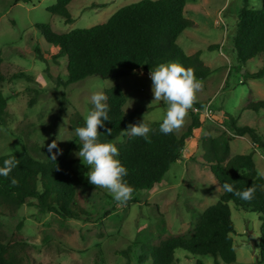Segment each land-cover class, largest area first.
Listing matches in <instances>:
<instances>
[{"label":"rangeland","instance_id":"rangeland-1","mask_svg":"<svg viewBox=\"0 0 264 264\" xmlns=\"http://www.w3.org/2000/svg\"><path fill=\"white\" fill-rule=\"evenodd\" d=\"M13 1L0 0L3 70L10 74L22 71L32 80L18 78L0 86L9 98L5 124L0 125V156L27 150L42 159V155L51 156L48 145L56 140L62 149L59 155L73 160L75 168L86 175L90 169L76 155L81 141L69 119L75 111L85 118L93 108V92L103 91L106 95V90L117 84L127 96L124 110L139 111L132 124L163 121L167 105L154 100L147 73L118 78L93 75L68 86L61 84L59 80L67 79V59L37 29L38 24L48 23L61 33L93 27L141 0H74L70 5L72 23L50 12L57 0L16 5ZM242 4L243 0H187L185 15L194 26L182 33L178 44L188 55L202 50V59L212 69L198 93V102L209 105L210 112L201 116L202 128L195 130V136L187 142L182 161L173 164L154 188L141 190L140 201L133 197L126 204H118L107 189L92 185L77 190V201L95 216L91 221L63 219L29 204L14 213L0 208V228L8 237L17 235L35 247L33 264H138L143 250L138 244L154 248L163 239L187 235L195 226L197 214L220 200L224 190L204 162L203 137L227 131L232 115L239 125L256 127L264 140V111L245 110L250 99L264 100V76L245 77L264 67V54L242 66L233 46ZM251 6L261 8L262 3L251 0ZM211 45L219 47L210 50ZM36 46L42 58L35 53ZM191 112L175 132L177 135L186 132ZM123 137L119 136V142ZM231 146L233 155L252 153L264 177V147L255 144L249 134L235 136ZM230 208L236 228L233 237L237 261L233 264H264L261 215L237 210L232 202ZM176 258V264H223L211 255L195 256L183 250L176 251Z\"/></svg>","mask_w":264,"mask_h":264},{"label":"trees","instance_id":"trees-1","mask_svg":"<svg viewBox=\"0 0 264 264\" xmlns=\"http://www.w3.org/2000/svg\"><path fill=\"white\" fill-rule=\"evenodd\" d=\"M73 1L57 0L49 10L65 23H72L74 18L70 5ZM258 1L262 3L261 8L251 6V0H243L238 14L233 46L237 62L242 66L264 54V0ZM20 2L32 3L33 0H14L13 4ZM186 4L187 0H141L122 7L105 23L93 27L61 33L48 23L38 24L37 29L47 43L58 48V54L67 59V79L59 80L64 86L93 75L118 78L138 74V69L149 74L150 70L160 63L172 61H178L185 68H193L195 76L204 80L211 74L212 69L202 59V50L188 55L178 44L182 33L194 26V21L185 15ZM218 47L219 45H211L209 49ZM34 50L38 57H43L39 46ZM3 67L4 60L0 57V86L18 78L32 80L30 75L22 71L10 74L5 72ZM262 76L264 67L245 77L256 79ZM106 96L110 121H106L105 127L99 129L101 142L118 138L121 131L126 129L129 123H133L139 113L138 110H124L127 96L121 85L108 88ZM8 103L9 98L0 88L2 126L5 124ZM194 106L203 108L206 103L197 102ZM245 110L264 111V100L250 99ZM190 114L191 123L181 136L175 132L170 135L162 134V121H139L138 123L144 122L151 127V142H146L143 137L124 135L123 141L117 144L118 159L128 168L126 180L135 189L133 197L136 201L140 198L141 190H150L164 179L171 166L181 159L187 142L195 136V130L202 128L201 115L193 112ZM69 124L75 130L85 125V118L79 111H75L69 119ZM107 128H111V135L106 133ZM246 134L252 137L255 144L264 147L263 137L256 127L239 125L237 119L230 115L227 131L217 136L203 137V157L221 187L224 183H230L236 189L244 190L255 185V198L245 201L223 189L224 192L216 204L203 212H197L195 226L187 235L163 239L154 248L138 244L137 246L143 248L138 264H176L179 262L176 258L177 250L195 256L211 255L223 264H233L237 261L233 237L236 228L232 220L230 202L237 210L259 213L264 220V177L258 172L253 154H232L231 142L234 137ZM77 145L80 148L82 142ZM9 156H16L20 163L8 178L0 176L2 210L14 213L29 204L42 212H55L63 219H95V216L77 201L78 188L90 187L92 184L84 173L75 168L73 160L60 155H57L56 160L48 155H42V159H39L25 150L0 156V167ZM12 177L19 181L17 186H11ZM260 232L264 260V223ZM34 249L32 244L19 239L17 235L8 237L0 228V264H33ZM123 252L129 255L128 251Z\"/></svg>","mask_w":264,"mask_h":264},{"label":"clouds","instance_id":"clouds-1","mask_svg":"<svg viewBox=\"0 0 264 264\" xmlns=\"http://www.w3.org/2000/svg\"><path fill=\"white\" fill-rule=\"evenodd\" d=\"M149 78L152 82L154 100L163 101L167 105L165 117L160 124V132L164 135L173 134L182 128L189 112L194 110V105L198 102V93L203 89V81L195 76L193 68H185L178 61L160 63L150 70ZM107 99L103 91H96L91 95L93 108L85 117V125L75 129L76 136L82 142L76 155L82 164L90 169L86 174L90 184L107 189L115 202L126 204L133 198L135 189L126 180L128 168L118 159L117 144L120 138L108 142L100 141L99 129L105 127L106 121H110ZM151 131V127L144 122L129 123L127 128L121 131V136L143 137L150 143ZM106 133L111 135V128H107ZM48 152L51 153L50 158L53 160L62 154L56 140L48 145ZM19 163L16 156H9L0 167V176L8 178ZM18 184L19 181L12 177L11 186ZM222 187L226 192L245 201L253 200L257 191L255 185L244 190H238L230 183H224Z\"/></svg>","mask_w":264,"mask_h":264},{"label":"built area","instance_id":"built-area-1","mask_svg":"<svg viewBox=\"0 0 264 264\" xmlns=\"http://www.w3.org/2000/svg\"><path fill=\"white\" fill-rule=\"evenodd\" d=\"M193 111H194L195 114H199V115L202 116V115L210 112V106L209 105H206L203 108H200L198 106H195Z\"/></svg>","mask_w":264,"mask_h":264},{"label":"water","instance_id":"water-1","mask_svg":"<svg viewBox=\"0 0 264 264\" xmlns=\"http://www.w3.org/2000/svg\"><path fill=\"white\" fill-rule=\"evenodd\" d=\"M137 72H138V73H142V70H141V69H138ZM148 75H149V74H148Z\"/></svg>","mask_w":264,"mask_h":264},{"label":"crops","instance_id":"crops-1","mask_svg":"<svg viewBox=\"0 0 264 264\" xmlns=\"http://www.w3.org/2000/svg\"><path fill=\"white\" fill-rule=\"evenodd\" d=\"M143 73V72H142ZM182 153H183V151H182ZM182 158V157H181ZM182 161V159H180L178 162H181Z\"/></svg>","mask_w":264,"mask_h":264}]
</instances>
